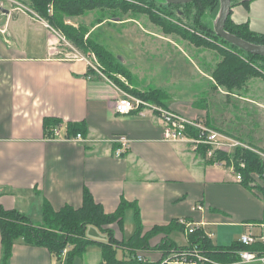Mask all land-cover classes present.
I'll return each mask as SVG.
<instances>
[{
	"label": "crops",
	"instance_id": "obj_1",
	"mask_svg": "<svg viewBox=\"0 0 264 264\" xmlns=\"http://www.w3.org/2000/svg\"><path fill=\"white\" fill-rule=\"evenodd\" d=\"M231 19L235 23L247 22L251 31L264 34V0H252L246 6L235 5L231 8ZM0 29L1 209L17 210L39 224L44 202L54 210L66 204L76 208L81 205L83 191L87 189L105 213L113 212L121 199L136 202L143 233L154 226L184 219L218 246L238 241L240 234L247 231L264 235V200L237 181L230 166L207 163L190 142L164 140L160 121L147 109L142 113L133 110L125 115L117 114L116 101L127 92L103 73H88L85 61L52 54L49 49L51 30L30 11L1 3ZM140 31L154 33L149 47L156 43L161 47L170 44L182 52L185 45L156 33L154 24L141 25ZM254 79H249L242 88H234L243 89L242 95L234 89L235 93L223 89L226 102L232 99L228 95L245 102L235 107L240 113L251 112L247 117L264 111V103L250 90V85L257 82ZM137 87L166 91L167 109L192 117L183 107L188 101L176 103L170 92L160 87ZM45 117L62 121L53 128L52 135H47L43 128ZM80 121H84L87 128L83 140L67 137L66 124ZM242 126L239 132L230 125L226 128L246 142L224 133L250 147L256 146L251 142L259 144L264 152V140L252 137L251 127ZM122 135L129 140L128 148L116 157L114 150L118 143L115 139ZM128 212L132 218L133 211L129 209L125 215ZM105 227L112 229L118 241L126 240L133 233L125 238L117 224ZM178 231L180 237L175 235ZM86 237L108 242V236ZM165 237L178 248L189 245L183 225L182 230L174 227L167 234L151 237L150 249L136 252L148 260L159 259L161 253L154 247ZM119 249L122 256L118 258L129 256L128 248L118 246L117 253ZM174 254L169 253L166 260L164 257L163 263L193 264L171 258ZM101 262L100 247L91 244L82 255L75 256L71 264ZM9 264H67L66 251L56 260L47 248L27 245L17 239Z\"/></svg>",
	"mask_w": 264,
	"mask_h": 264
},
{
	"label": "trees",
	"instance_id": "obj_2",
	"mask_svg": "<svg viewBox=\"0 0 264 264\" xmlns=\"http://www.w3.org/2000/svg\"><path fill=\"white\" fill-rule=\"evenodd\" d=\"M139 1L143 4L127 0H29L30 7L34 12L45 19L50 26L59 31L82 53H93L100 65L101 72L122 87H124L123 84L113 77V74L119 73L127 79H131L130 71L124 68L103 44L90 37L88 27L83 24H72L73 18L99 7L107 9L119 7L125 11L128 9L137 12L142 11L148 15L153 23L161 26L165 33L175 31L196 46L215 48L221 59L211 71V76L218 86L227 91H232L234 88L244 86L250 78L260 77L264 80V55L246 52L215 33L214 21L220 9V0H192L181 4H168L165 0L160 2L156 0ZM251 1L231 0V8L239 4L246 6ZM162 12L170 16L177 14L178 17L182 14L192 16L194 25L201 29L199 31L203 33V36L196 34L194 30L192 32V29L182 30L172 25L166 18L162 17ZM224 29L248 42L264 45V34L251 31L247 22L235 23L231 19V9ZM91 71L94 69L88 66V73ZM132 93L147 102L167 108L168 94L164 90L154 89L147 92L133 91ZM61 122L57 117H45L43 128L46 134L52 135L53 128ZM210 127L215 128L211 125ZM86 132L87 128L84 121L66 124L67 137L75 136L78 133L84 136ZM189 132V135L196 136V131L193 129H190ZM207 148L206 145H199L196 151L207 163L224 161L225 165L229 166L232 162L235 170L242 176V185L264 200V168L259 156L253 150L237 147L231 153L216 151L212 157L207 158ZM241 161L244 163V167L239 166ZM129 209L133 211L134 231L126 240L118 241L114 238L112 229L105 226L117 224L119 229L123 230V220L126 211ZM41 213V222L34 224L25 214L17 210L0 208V264H9L13 245L17 239H22L27 245L47 248L51 257L56 260L61 259V254L66 249L67 264H71L75 256L82 255L87 246L91 244H97L100 247L102 252L101 264H165L163 263L164 257L172 251L179 256L184 253L187 260L190 261L195 259L194 247L208 258L207 261L196 264H241L238 252L242 249L264 255V241L244 245L238 240L228 246H218L196 228L193 232L188 233L189 245L187 247L178 248L174 242L165 237L154 247L161 253L159 259L138 260L137 255L139 253L136 251L150 249L149 239L151 237L160 233L167 234L174 227L182 230L183 225L173 221L166 226H154L143 233L140 212L136 202L121 199L113 212L105 213L101 204L94 200L87 189L83 191L82 203L79 207L75 208L66 204L58 210H54L48 202H44ZM88 225H95L102 229L108 236V242L104 243L87 238L85 231ZM118 246L128 248L129 256L127 258L117 257Z\"/></svg>",
	"mask_w": 264,
	"mask_h": 264
},
{
	"label": "rangeland",
	"instance_id": "obj_3",
	"mask_svg": "<svg viewBox=\"0 0 264 264\" xmlns=\"http://www.w3.org/2000/svg\"><path fill=\"white\" fill-rule=\"evenodd\" d=\"M127 1L143 4L139 0ZM156 1L160 2L162 0ZM1 3L4 6L12 4L24 10L31 9L29 0H0V4ZM157 13L160 12L157 11ZM162 15V17L166 18L172 25L182 30L192 29V32L194 30L196 34L203 36V33L200 32L201 29L194 25L192 16H186L185 14H182L180 17L177 16L178 14L170 16L163 14V12ZM129 18H131L130 21H123ZM203 21L206 23L205 20ZM71 23L77 25L83 24L88 27L90 37L103 44L112 52L116 60L120 62L124 68L130 70L132 80L127 79L124 75L119 73L113 74V77L122 83L125 88L118 85V83L116 84L127 92V94L133 95V91L147 92L154 90L152 88L149 90H140L139 87H137L138 85L144 87L151 85V87L163 88L170 92L171 99L176 100V103L188 101V103L183 104V107L191 112V118L195 117L198 120H203L206 123L208 122L218 130L228 132V134L230 133V135H234V137L236 136L243 141L245 140L240 138L238 134L235 135L230 132V130H227L226 126L230 125L231 129L237 130L238 132L240 131L239 128H244L242 125L247 128L251 127L252 137H259L264 140V111L259 110L256 112V115L254 112L253 114L255 116L252 117L246 116L247 114L248 116L252 115L249 111L245 110L240 113V110L237 109L235 105L237 106L239 103L245 102L233 95H228L232 99L226 102L227 97L223 93V89L225 88L218 86L212 78L211 71L221 59V56L215 48L196 46L175 31L165 33L163 28L153 23L146 13L142 11H133L131 9L125 11L123 8L119 7L113 9L99 7L73 18ZM145 24H154L158 31L156 33H160L163 37L176 39L182 45L185 44L186 46H183V49H181L182 52L170 44L161 47L159 43H156L151 45L154 47H149L150 40H154L150 38H155V35L154 33L151 35L144 31H140L141 25L145 26ZM51 34L57 37L59 40L58 44H60L62 48H65L67 52L72 50L68 45H62L63 41L58 38L57 34L52 31ZM207 40L210 41L209 39ZM83 54L87 55L86 53ZM254 80H257V82L250 85V90H254V94L256 95L253 96L264 103V80L260 77ZM130 83L136 86V88L131 87ZM255 89L257 91H255ZM234 90L228 92H233ZM235 91L238 92L239 95L243 94V89ZM233 100L238 103L234 104ZM251 145L256 146H249L250 148L261 151L259 144L251 142ZM133 230L134 222L130 212H128L123 220L122 233L124 237H128ZM85 232V234L91 238L95 237L101 239V237L105 238L107 236L102 229L95 225H88ZM179 232L180 231L175 235L180 237L181 234ZM176 241L179 243L180 240L176 238ZM117 256H122L120 249L118 250ZM167 258L168 256H166L165 260ZM171 258L181 260L182 256L173 255ZM241 264L261 263L255 260Z\"/></svg>",
	"mask_w": 264,
	"mask_h": 264
},
{
	"label": "built area",
	"instance_id": "obj_4",
	"mask_svg": "<svg viewBox=\"0 0 264 264\" xmlns=\"http://www.w3.org/2000/svg\"><path fill=\"white\" fill-rule=\"evenodd\" d=\"M27 10L30 11L36 19L43 22L45 26L48 27L52 32L57 34L58 38L63 41L62 45L64 44L68 45L72 49L71 51L67 52L65 48H62L61 45L58 44L59 40L57 39V37H54L53 34H51L52 39L50 40L49 49L52 54L61 55V57L66 59L83 60L86 62L87 66L92 67L94 71L102 74L100 70V65L93 53L84 55L79 49H77L68 40H66V38L59 31H57L52 26H50L48 22L45 19H43L40 15H38L32 9H27ZM143 109H147L148 111H150L160 121L163 131V139L166 141H178V140L187 141L190 142L195 149L199 145H206L208 146L206 151L207 158L212 157L216 151H225L226 153H231L237 147H245L253 150L259 156L262 166L264 168L263 151H257L254 148H250L249 146L244 145L237 138H234L224 132H221L216 128L210 127L203 120H198L195 117L188 118L175 111L147 102L137 96L127 93H123L117 99L115 105V112L119 115L128 114L133 110H138L142 113ZM190 129L196 131V136L189 135ZM54 134L60 137V135L56 130H54ZM70 139L83 140V136L80 133H78L77 135L71 137ZM115 142L118 143V147H116L114 150V156L119 157L122 154H124V152H126L128 148L129 140L128 138L122 135L119 136L117 139H115ZM216 163L224 164V161L216 162ZM229 166L231 167V170L236 174V180L241 181L242 176L238 171L235 170L234 164L231 162ZM239 166L244 167V163L241 161L239 163ZM198 208H201V206H199ZM263 212H264V208H263ZM179 223L184 225L187 233H191L195 230V227L192 224L185 221L184 219H179ZM248 225L252 226V224H248ZM238 240L244 245H250L256 241H264V235L257 236L251 233L250 231H247L241 233ZM63 251L65 252L66 249ZM193 255L195 259L189 261L193 264L208 260V258L203 254H201L200 251L196 248L193 251ZM238 255H239L240 263H248L256 260L261 264H264V255H259L255 251L242 249L238 252ZM137 259L141 261H145L147 258L142 254H138ZM176 260H180V259H176ZM181 261H188L184 253H182Z\"/></svg>",
	"mask_w": 264,
	"mask_h": 264
},
{
	"label": "water",
	"instance_id": "obj_5",
	"mask_svg": "<svg viewBox=\"0 0 264 264\" xmlns=\"http://www.w3.org/2000/svg\"><path fill=\"white\" fill-rule=\"evenodd\" d=\"M192 0H165L168 4H181L188 3ZM231 9V0H220V9L214 21V31L215 33L224 39L225 41L236 45L237 47L243 49L246 52L264 55V45H258L248 42L234 34L227 32L224 29L225 22L229 16Z\"/></svg>",
	"mask_w": 264,
	"mask_h": 264
},
{
	"label": "bare ground",
	"instance_id": "obj_6",
	"mask_svg": "<svg viewBox=\"0 0 264 264\" xmlns=\"http://www.w3.org/2000/svg\"><path fill=\"white\" fill-rule=\"evenodd\" d=\"M231 155V154H230Z\"/></svg>",
	"mask_w": 264,
	"mask_h": 264
}]
</instances>
